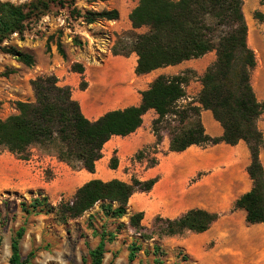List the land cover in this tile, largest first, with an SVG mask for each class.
I'll return each instance as SVG.
<instances>
[{"label": "trees", "instance_id": "trees-1", "mask_svg": "<svg viewBox=\"0 0 264 264\" xmlns=\"http://www.w3.org/2000/svg\"><path fill=\"white\" fill-rule=\"evenodd\" d=\"M106 2L108 0H94ZM264 4V0H261ZM52 7L68 9L71 18H81L86 24L100 20H118L120 13L112 10H79L75 0H33L26 4L10 1L0 2V49L14 60L27 67L35 65L31 53L5 42L14 34L22 35L31 20H39ZM134 29L146 27L147 32L136 34L132 53L138 56L135 74L143 76L157 69L175 66L184 61L198 59L210 52L216 60L201 77L202 89L194 102L183 105L187 96L186 87L195 72L186 70L180 74L158 76L150 87L141 92L139 106L107 112L96 121L88 120L73 99L70 86H62L56 75H42L31 81L34 101H18L17 113L0 120V151L7 150L22 160H29L31 149H52L53 156L74 170L95 173L96 163L103 158V148L113 136H128L143 124V116L155 110L158 118L153 122L157 146L162 143V129L168 128L171 135L169 150L183 152L190 146H214L220 143L235 146L244 141L251 154L247 172L252 180V189L235 202V210L246 212L250 225L264 223V167L260 159L264 148V135L258 121L264 113V101L259 102L252 85V74L257 67V56L249 46V26L244 12V0H139L130 16ZM255 18L264 21V14L255 13ZM77 45L82 43L74 38ZM64 55L62 44H58ZM114 55H118L113 51ZM72 71L83 74L84 67L75 64ZM81 89H86L85 80ZM210 110L222 125L221 137L209 136L201 121V111ZM178 123V126H172ZM163 124H167L163 127ZM154 146L156 152L158 147ZM143 152H139L141 155ZM158 164L157 158L151 166ZM119 160L111 158L110 168L117 169ZM158 178L142 181L134 177L131 183L113 179L90 180L81 186L74 198L62 202L55 212L59 222L67 223L84 216L97 204L104 214L121 219L127 214V206L135 193L150 192ZM37 205H48L47 198L36 199ZM116 204L117 206H114ZM143 212L130 219L132 229L143 239L145 236ZM220 219V215L204 209H191L176 219L157 216L155 229L160 236H182L188 232H207ZM25 230L19 229L11 243L10 264H29L20 251V241ZM153 234V233H152ZM109 237V238H108ZM114 234L103 232L98 246L89 252L90 264H103L106 240ZM2 240L0 239V248ZM129 260L135 261L143 245L138 241L130 246ZM149 253V249H144ZM161 247L154 245V264H164L158 256ZM188 260L187 256H184Z\"/></svg>", "mask_w": 264, "mask_h": 264}, {"label": "rangeland", "instance_id": "rangeland-1", "mask_svg": "<svg viewBox=\"0 0 264 264\" xmlns=\"http://www.w3.org/2000/svg\"><path fill=\"white\" fill-rule=\"evenodd\" d=\"M6 1L26 4L33 0H0ZM132 2L75 0L79 10L95 11L112 10L117 6L126 10L131 8ZM257 11L250 17L244 5L249 26L248 42L254 51L259 38L264 43V21L255 18ZM97 28L86 24L79 17L71 18L67 8L52 7L39 20L29 21L22 35H12L4 45L31 53L35 65L27 67L0 49V120L17 113L18 101H34L31 81L38 76L70 71L77 60L85 63L96 59L100 61L105 58L107 47L112 54L116 51L118 55H132V44L139 33L128 31L110 34L104 33L103 28ZM74 38H78L82 44L77 45ZM59 43L62 44L64 55L59 52ZM260 62L263 66L264 61ZM166 126L163 124V127ZM142 152L133 159L139 165L146 158L151 166L152 160L156 158L154 147L145 148ZM30 154L29 160H33L39 154L53 156V150L36 146ZM29 160H22L7 150L0 151V264H10L11 243L21 228L25 233L20 241V251L24 259L30 258L29 264H90L89 252L98 246L103 232L114 234L111 240H106L103 264H154L155 244L161 247L158 256L164 260V264H264V223L248 224L241 210L234 209L223 214L212 229L216 230L217 236L200 248L199 235L195 233L160 236L159 230L154 227L156 216L151 214L146 216L144 213V229L141 233L154 238H141L130 225L131 217L139 212L133 205L144 201V197H139V192L131 198L127 214L121 219L104 214L100 204H97L84 216L61 223L48 206L57 208L60 203L71 201L88 179L82 178L78 173L80 170H74L60 161L54 162L52 167L50 163L43 170H36L30 167ZM134 177L135 174L128 176V179L132 181ZM44 198H47L48 205L36 204V199ZM135 241L141 243L144 249L148 248L149 253L143 249L131 262L129 246Z\"/></svg>", "mask_w": 264, "mask_h": 264}, {"label": "crops", "instance_id": "crops-1", "mask_svg": "<svg viewBox=\"0 0 264 264\" xmlns=\"http://www.w3.org/2000/svg\"><path fill=\"white\" fill-rule=\"evenodd\" d=\"M106 2L110 3V0ZM138 3L139 0H133L131 8L126 10L117 6L116 9L120 13L118 20H100L92 25L98 27L97 29L103 28L104 33L110 34H123L128 31L145 33L148 31L146 27L134 29L129 18ZM244 5L250 17L256 10L264 14V4L261 0H244ZM257 43L258 47L255 51L258 63L253 73L252 85L258 101L263 102L264 62L262 66L260 61H264V43L261 38ZM105 50H107L105 58L100 61L96 59L94 62L85 63L77 60V64L80 63L85 69L83 74L74 72L72 69L64 73L58 71L56 74L60 85L71 87L73 99L80 104L84 116L92 122L107 112L139 106L142 102L141 92L147 90L158 76H173L186 70L194 71L195 77L186 87L187 96L181 104L194 102L195 105H199L195 103V100L202 89L201 77L216 60V53L210 52L198 59L137 76L135 74L138 60L136 53H132L131 56H122L113 55L108 47ZM127 66L129 68H126ZM116 67H122L125 71L117 76L113 71ZM83 80L87 83L86 89L80 87ZM158 117L155 110H149L143 116V124L136 132L125 137L113 136L105 144L103 148L105 156L96 163L95 173H89L83 169L78 173L88 181L99 179L107 182L119 179L131 183L128 176L134 174L142 181L158 178L150 192L140 193L139 197H144V201L133 205L134 209L138 208L137 211L145 213L146 216L151 214L156 217L176 219L191 209H204L218 213L220 219L211 229L198 234L200 248L206 241L217 236L216 230L212 231V229L221 220L223 214L233 211L236 200L252 189L253 183L247 172L251 164V154L244 141H240L235 146L226 143L208 147L193 145L183 152H171L169 150L171 135L168 128L162 129L163 140L157 146L153 122ZM201 121L209 136H223L224 129L210 110L201 111ZM258 126L264 135V113L258 121ZM154 146L158 147V152L154 154L158 164L149 166L145 158L143 163L138 165L133 159L135 155L145 148ZM113 156L119 160L117 169L110 168ZM260 159L264 167V148L261 150ZM56 161L59 160L54 156L39 154L34 156L33 160H29V163L31 168L43 170L50 163L52 167ZM241 211L246 215L245 211Z\"/></svg>", "mask_w": 264, "mask_h": 264}, {"label": "bare ground", "instance_id": "bare-ground-1", "mask_svg": "<svg viewBox=\"0 0 264 264\" xmlns=\"http://www.w3.org/2000/svg\"><path fill=\"white\" fill-rule=\"evenodd\" d=\"M118 66V65H117ZM126 68H129L128 66L126 67ZM130 70V69H129ZM131 70H133V69H131ZM130 70V71H131ZM114 71V73H116L117 75H121L122 73H123V71H125L122 67H116L115 68V70H113ZM133 74V73H132ZM126 75H129V74H126ZM86 180V179H85Z\"/></svg>", "mask_w": 264, "mask_h": 264}]
</instances>
